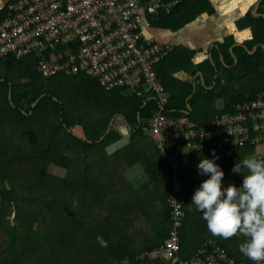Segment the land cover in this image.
<instances>
[{
    "label": "trees",
    "instance_id": "16d2710c",
    "mask_svg": "<svg viewBox=\"0 0 264 264\" xmlns=\"http://www.w3.org/2000/svg\"><path fill=\"white\" fill-rule=\"evenodd\" d=\"M202 2L204 0H183L172 14H164L160 20L172 17L170 20L175 21L177 16V23L184 24L190 18L183 15L186 10L193 16L204 8L203 12L213 10L209 2ZM248 25L253 37L247 47L252 50L258 45L257 51L250 54L249 49L240 46L231 52L234 40L227 39L221 45L223 60L206 61L195 67L194 73L201 71L205 77V84L197 82L195 93L193 83L173 75L181 68L177 62L179 54H169L158 65L160 77L171 94L167 106L169 114L188 115L205 124L215 115L229 111L234 103L254 98L264 91V46H261L264 44V17L254 18ZM53 54L54 50L45 52L47 57ZM188 56L192 62V54ZM233 84L239 89L230 93L226 87ZM139 90L133 94L123 89L107 91L87 71L44 78L35 55L0 60V126L5 124L7 129L0 140V194L3 197L0 264H26L28 255L40 248L36 245L39 240L53 256L52 262L45 264H116L126 258L130 259L128 264H172L165 256L137 259L146 249L158 247L169 236L173 209L168 203L169 164L150 137L151 145L138 138L147 135L139 126V117H151L159 104L144 89ZM193 93L192 112L188 114L187 100ZM215 104L220 105L222 111L213 112ZM117 114L123 116L133 130L129 144L109 154L108 146L123 138L118 130L108 132ZM78 125L82 128L81 134L74 131ZM216 153L219 156L216 163L225 173L224 186L242 184V177L231 172L235 163H241L252 154L264 159V153H259L254 146L233 147ZM154 155H157L155 160ZM180 157L181 198L186 211L181 230V258L190 259L204 247L211 251L213 245L205 244L214 238L239 259L232 244L235 240L242 242V237L237 235L235 240L226 243L227 239L213 236L202 213L191 205L195 189L207 178L197 174L196 165L202 158L211 159V152H185ZM137 161L142 162L150 178L139 188L125 176ZM22 162L29 166L28 181L18 177L21 182L15 186L11 182L17 176L11 175L12 168ZM51 169L59 173L52 174ZM242 173L246 174V170L242 169ZM151 181L156 185L151 187ZM104 199L111 210L108 214L101 210ZM157 201L162 205L159 211L155 206ZM39 217L42 228L37 234L34 225Z\"/></svg>",
    "mask_w": 264,
    "mask_h": 264
},
{
    "label": "built area",
    "instance_id": "2783aa9c",
    "mask_svg": "<svg viewBox=\"0 0 264 264\" xmlns=\"http://www.w3.org/2000/svg\"><path fill=\"white\" fill-rule=\"evenodd\" d=\"M183 0H9L0 22V60L38 56L44 78L59 73L91 72L107 91L128 94L150 88L159 109L144 118L140 127L154 141L171 169L168 203L172 209L170 234L138 260L167 257L172 264H245L214 238L192 258L180 255L181 230L186 219L180 155L233 147L264 146V91L231 106L201 124L188 115L167 112L170 93L158 65L175 50L174 42L146 38L149 17L172 14ZM54 50L52 57L46 51ZM139 90V91H140ZM138 91V92H139ZM3 197L0 194V203ZM129 258L117 264H128Z\"/></svg>",
    "mask_w": 264,
    "mask_h": 264
},
{
    "label": "crops",
    "instance_id": "0c3cea01",
    "mask_svg": "<svg viewBox=\"0 0 264 264\" xmlns=\"http://www.w3.org/2000/svg\"><path fill=\"white\" fill-rule=\"evenodd\" d=\"M262 1L263 0H204L205 3H210L213 9L211 12H203L204 8L199 14L193 16L186 10L183 15L190 16V18L184 24L177 23L176 14L174 15L176 17L175 21L170 19L161 21L160 19L164 14L155 18L150 17L144 26L145 36L146 38H154L159 42H174L176 44L175 50L170 53V55L174 52L179 54L177 62L178 65H181V68L173 73L174 77L188 83H190L188 80L191 78L193 84L194 82L197 84L198 81L205 84L204 74L201 71L194 73L195 67L206 61L214 63L215 60H223L224 58L221 56V45L226 43L227 39L232 38L234 40V44L230 48L231 52L235 47L240 46L249 49L247 43L252 40L253 30L248 23L253 22L254 18L264 17V6L262 5ZM204 2L202 3L205 4ZM8 3L9 0H0V22L4 19V16H6ZM165 16L169 15L165 14ZM151 19H155V21H151ZM261 46H264V44H261ZM258 47V45L253 46L252 50L249 49V53H255ZM190 54H192V62L191 60L189 61L188 55ZM163 67L166 68V64L163 63ZM167 73H170V68L169 70L167 69ZM146 93L150 94V92L147 91ZM143 119L140 118L139 126ZM111 129L118 130L123 138L108 146L107 152L109 154L129 144L131 138L130 133L133 130L127 120L118 114L114 117ZM78 130V132H75H82V128L79 125ZM5 131H7V129L4 124L0 126V140ZM138 138L144 143L153 144V141L148 135L144 134V136ZM141 141H137L136 143L144 145ZM257 151L259 153H264V146H260ZM155 159H157V155H154V160ZM125 176L137 188L142 187L144 183L148 182L150 179L149 176L145 174L144 165L140 161L130 166L125 172ZM149 184L151 187L156 185L152 181ZM155 204L158 208L156 210L159 211L162 209V205L159 201ZM239 260L242 259L239 258Z\"/></svg>",
    "mask_w": 264,
    "mask_h": 264
},
{
    "label": "clouds",
    "instance_id": "9594fccd",
    "mask_svg": "<svg viewBox=\"0 0 264 264\" xmlns=\"http://www.w3.org/2000/svg\"><path fill=\"white\" fill-rule=\"evenodd\" d=\"M211 157L196 165L197 174L207 178L195 189L191 205L202 213L213 236L242 237L238 253L245 264H264V159L252 154L235 163L231 172L242 177V184L224 186L225 173L216 163L215 149Z\"/></svg>",
    "mask_w": 264,
    "mask_h": 264
},
{
    "label": "rangeland",
    "instance_id": "374dc122",
    "mask_svg": "<svg viewBox=\"0 0 264 264\" xmlns=\"http://www.w3.org/2000/svg\"><path fill=\"white\" fill-rule=\"evenodd\" d=\"M172 18V17H171ZM170 18V19H171ZM220 71L221 72H223V67L221 66L220 67ZM238 84V83H237ZM235 85V84H233L231 87H226V89L230 92V93H232V92H236V91H238L237 89H239L238 87V85ZM143 88L145 89V91H147V92H150V88H149V86L148 85H144L143 86ZM255 90H257V89H255ZM244 93L246 94V91H244ZM217 103V102H216ZM215 108H214V111L213 112H220V111H222V107L220 106V105H217V104H215V106H214ZM74 131H76V132H78L79 130H78V126L77 127H75L74 128ZM259 148H257V150H258ZM184 152H188L187 150H185ZM263 153V152H262ZM27 167V168H26ZM28 164H26V163H16V165H15V167L14 168H12V173H11V175L12 176H17V177H13L12 178V184L13 185H15V186H19L20 185V183L19 182H21L22 181V179L24 180V181H28V179H27V169H28ZM26 168V169H25ZM18 171H19V173H18ZM57 170L56 169H51L50 170V172L52 173V174H55V172H56ZM56 173H59L58 171L56 172ZM131 176V175H130ZM18 177H19V179L21 180V181H18L19 179H18ZM21 177H22V179H21ZM4 182L6 181V180H3ZM111 194H113V193H111ZM102 212L104 213V214H108L111 210L109 209V206H108V202H107V199H104L102 202ZM86 216V215H85ZM80 217H82V216H80ZM76 224H77V222H76ZM75 224V225H76ZM77 226H79L78 224H77ZM34 230L36 231V233L38 234V231L40 232V229L42 228V222H41V220H40V217L38 218V221L35 223V225H34ZM235 238H237L236 236H233V237H231L230 239H227L226 240V243H228V242H230V241H232V240H235ZM239 241H240V239H238ZM233 243V242H232ZM241 243V241L238 243L237 242V240H235L234 241V243L232 244V249L234 250V253H235V255H237L239 258H240V256H239V253H238V246H239V244ZM38 247L40 246V248L38 249V251L37 252H35V253H30L29 255H28V257H27V261H26V264H36V263H38V264H45V263H51L52 262V259H53V256L51 255V253L50 252H48V250H45V245L44 244H41L40 245V240H39V242L36 244ZM47 249V248H46ZM40 250H43V251H40ZM118 262L116 261V264H117Z\"/></svg>",
    "mask_w": 264,
    "mask_h": 264
},
{
    "label": "water",
    "instance_id": "95a60500",
    "mask_svg": "<svg viewBox=\"0 0 264 264\" xmlns=\"http://www.w3.org/2000/svg\"><path fill=\"white\" fill-rule=\"evenodd\" d=\"M246 48V47H245ZM251 52H253V51H251ZM235 59H236V63H237V61H238V58H237V56H235ZM202 74V73H201ZM190 83H192L191 81V78H189V80H188ZM194 93H195V91H196V87H197V84H196V82H194ZM194 93L188 98V100H187V103H188V105H187V113L188 114H190L191 112H192V106H191V104H190V99L193 97V95H194ZM45 95H43V97H44ZM12 97V95H11V93H10V98ZM40 100V98L34 103V105H36V103L38 102ZM139 120H140V117H139ZM113 122H114V118L112 119V121H111V124H110V127H109V129H108V132L110 131V129L112 128V124H113ZM107 132V133H108ZM79 135V134H78ZM79 136H81V135H79ZM82 137V136H81Z\"/></svg>",
    "mask_w": 264,
    "mask_h": 264
}]
</instances>
